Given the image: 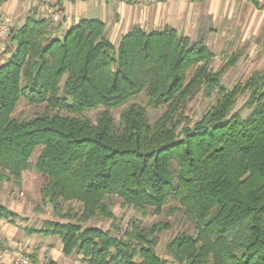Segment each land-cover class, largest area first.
<instances>
[{
  "label": "trees",
  "instance_id": "trees-1",
  "mask_svg": "<svg viewBox=\"0 0 264 264\" xmlns=\"http://www.w3.org/2000/svg\"><path fill=\"white\" fill-rule=\"evenodd\" d=\"M49 27L28 16L11 29L0 63V181L19 187L35 171L57 218L27 233L57 237L64 256L85 264H264V70L227 89L221 77L237 58L212 71L203 38L134 28L114 45L99 20L62 38ZM200 92L216 101L193 122L185 110ZM142 94L164 108L152 123L144 107L127 105ZM21 101L44 110L19 120ZM125 105L116 122L112 111ZM98 108L94 121L83 116ZM114 198L141 218L169 206L166 215L181 214L193 233H178L165 245L171 261L163 259L158 234L168 225L133 219L121 232ZM65 203L80 209L64 212ZM17 218L0 205L1 220ZM92 219L114 231L86 226Z\"/></svg>",
  "mask_w": 264,
  "mask_h": 264
},
{
  "label": "crops",
  "instance_id": "crops-1",
  "mask_svg": "<svg viewBox=\"0 0 264 264\" xmlns=\"http://www.w3.org/2000/svg\"><path fill=\"white\" fill-rule=\"evenodd\" d=\"M0 13L10 16L15 28L28 16L44 19L56 38L83 20H99L114 45L134 28L148 33L171 28L193 41L203 38L209 49L213 43L224 46L227 38L238 32L237 42L245 44L249 56L260 52L262 67L256 71L264 70V39L260 48L257 42L264 29V0H0ZM0 205L18 216L13 223L0 219L1 243L31 252L39 264L65 262L59 241L56 249H51L53 237L29 235L27 230L39 228L30 227L29 221L19 223L28 217L7 204ZM0 264L11 262L3 259Z\"/></svg>",
  "mask_w": 264,
  "mask_h": 264
},
{
  "label": "rangeland",
  "instance_id": "rangeland-1",
  "mask_svg": "<svg viewBox=\"0 0 264 264\" xmlns=\"http://www.w3.org/2000/svg\"><path fill=\"white\" fill-rule=\"evenodd\" d=\"M14 28L15 27H13V29ZM238 39L239 34L237 32L231 39L227 38L224 46L213 43V46L210 48V50L214 53V58L210 63V69L214 72L222 69L227 64L231 56L234 55L237 58L234 66L228 67L221 77V84L227 89H231L237 83H243L251 73L262 67L261 61H259L260 52H256L253 54V56H249V54H247L246 52L245 44H240L239 42H237ZM263 39L264 29L263 32L257 37L259 48L261 47V42L263 41ZM7 42L8 40H5L3 42V50L5 49ZM2 54L3 53L1 52L0 60H3L8 56H3ZM215 101V94H213L211 97H206L203 95V93L200 92L190 102H188L185 110V115H187L189 119L195 122L199 120L200 117L204 113H206L211 106H213ZM245 101L246 97H241L236 104L233 112L241 109ZM129 104H137L144 107L146 109L150 123L159 118L164 111V108L154 109L150 107L148 105V100L144 94L135 97L127 105ZM127 105L112 111V115L116 122H118L119 120L121 111L126 108ZM43 110V106L29 105L26 102L21 101L17 106L13 116L19 120H27L36 114H41ZM101 110V108H98L95 110L85 111L83 113V116L94 121L97 113ZM247 113V110H242L240 115L242 118H244ZM61 114L65 115L66 113ZM39 152L40 148L37 147L32 154V162L35 160ZM42 184L43 179L38 173L33 170H27L22 174L21 185L19 187L15 186L11 181H0V203L7 204L14 210L18 211L22 216L28 217L21 218V220L19 219V223L24 224L23 222L26 223L29 221L30 227L40 228L43 221L46 219L57 220V218L53 216L50 206L43 204L41 201L39 190ZM112 203L114 206L113 213L117 219L115 227L121 232H123L126 227L129 226L130 221L133 219L140 221L144 227H149L154 223L160 222L166 223L168 225L167 230H164L160 234H158V246L156 248V251L158 255L163 259L171 261L170 256H168L166 252L165 245L169 241H171L178 233H193V226L188 221H186V219L181 214L176 213L170 216L166 215V212L169 210V206H166L162 214L160 215L150 214L145 218H141L140 215L132 207H122L119 200H117L116 198L112 200ZM62 207L64 212L68 211L69 209H72L74 212H78L80 209V206L75 203H65L62 205ZM111 223L112 222L110 220L92 219L85 225L98 227L103 230L114 231L111 228ZM58 241L59 239L57 237H53V240L50 241V248H53V250L54 248L56 249V246L60 243V241L59 243ZM12 251H20L28 256L32 262H34L35 264H39L36 262V260H34V258L32 259L33 256H31V252H26L22 249L20 250L17 248H11L9 246H5L0 242V252L10 253ZM64 260L65 262L63 264H85L82 262L79 256H70L65 258ZM42 264H48V262H44Z\"/></svg>",
  "mask_w": 264,
  "mask_h": 264
},
{
  "label": "built area",
  "instance_id": "built-area-1",
  "mask_svg": "<svg viewBox=\"0 0 264 264\" xmlns=\"http://www.w3.org/2000/svg\"><path fill=\"white\" fill-rule=\"evenodd\" d=\"M51 12V11H50ZM13 28L10 16L0 13V53L3 50V42L8 38ZM9 258L12 264H35L31 259L20 251L0 252V260Z\"/></svg>",
  "mask_w": 264,
  "mask_h": 264
}]
</instances>
